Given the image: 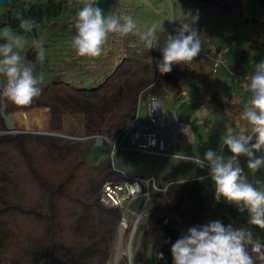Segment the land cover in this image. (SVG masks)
<instances>
[{
	"label": "trees",
	"instance_id": "1",
	"mask_svg": "<svg viewBox=\"0 0 264 264\" xmlns=\"http://www.w3.org/2000/svg\"><path fill=\"white\" fill-rule=\"evenodd\" d=\"M243 1L195 0V28L207 14L241 15ZM178 2L185 12L192 8L189 0ZM61 6L50 0L22 7L7 12L4 23L15 28L21 19H32L37 25L57 16ZM154 55L148 52V57ZM152 71L151 63L127 58L103 85L92 90L54 81L43 86L41 95L27 106L0 98V131L7 129L4 103L6 115L48 108L54 131H62L64 115L84 114L87 135L107 134L114 139L136 117L140 97L160 96L178 88L181 72L175 66L157 78ZM213 100L221 105L216 97ZM25 116L28 122H44L40 113ZM100 148L95 139L78 142L36 134L0 135V264H42L45 253V264H110L122 211L102 204L100 195L106 181L119 182L124 175L105 158L98 163L89 161ZM157 185L166 190L152 191L149 218L137 248L141 262L147 260L151 249L155 264H172L171 247L177 239L191 227L217 220L225 226L248 228L253 244L264 245V229L248 224L246 211L241 213L234 204L216 201L215 191L203 196L209 186L204 180ZM248 250L254 259L258 257L251 244ZM257 264H261L258 259Z\"/></svg>",
	"mask_w": 264,
	"mask_h": 264
},
{
	"label": "clouds",
	"instance_id": "2",
	"mask_svg": "<svg viewBox=\"0 0 264 264\" xmlns=\"http://www.w3.org/2000/svg\"><path fill=\"white\" fill-rule=\"evenodd\" d=\"M74 18L75 34L71 38V48L77 57L93 60L104 54V46L112 35H137L147 50L160 47V38L155 26L140 31L131 15L120 16L111 13L104 15L98 0H82ZM192 24L181 23L176 35H168L160 47L162 59L157 62L161 74L170 73L174 65L196 68L195 61L201 52V36L195 28L198 16L189 15ZM32 19H21L19 27L25 33L35 27ZM0 98L13 105H30L42 93L39 86L43 76L34 75L31 62L22 56L26 40L23 35L9 29L0 32ZM32 49L36 59L45 60V48L35 44ZM243 90L249 99L240 120L248 127L240 132L229 130L222 137L231 155H225L223 147L219 151L208 149L203 158L184 156L181 159L208 170V177L215 185V199L221 198L234 204L238 210L248 214V224L264 229V188H257L249 180L240 165L239 157H247V169L252 173L264 169V155L256 157V152H264V60L255 64L253 74L247 78ZM207 111L206 109H202ZM199 115V111H197ZM201 181L205 177L199 178ZM184 182V181H183ZM182 182V183H183ZM258 253L256 259L250 254ZM264 245L253 244L252 232L246 227L225 226L221 221H211L207 225L191 227L171 247L172 264H264ZM163 259V254H160Z\"/></svg>",
	"mask_w": 264,
	"mask_h": 264
},
{
	"label": "rangeland",
	"instance_id": "3",
	"mask_svg": "<svg viewBox=\"0 0 264 264\" xmlns=\"http://www.w3.org/2000/svg\"><path fill=\"white\" fill-rule=\"evenodd\" d=\"M13 1V4H12ZM50 0H9V6H2L0 8V32L4 29H9L17 34L23 35L26 40L24 49L20 51L22 56L26 57V60H30L34 68V75L37 77L43 76V80L40 83L42 88L45 85H51L54 81H64L74 87L84 88L87 90H92L103 85L108 77L115 71V69L122 64V62L127 58H132L139 62H149L152 65V76L157 78L160 74L157 68V62L162 59V53L160 47L163 46L164 41L168 35H176L177 30L180 28L181 23L187 22L192 24V19L189 15L194 16L195 13V0H189V5L192 7L189 11L185 12L178 0H119V5L117 10L121 12V16L131 15L140 31H146L149 27L155 26L157 28V35L160 38V47L147 50L144 47L143 42L137 35L120 36L118 34L112 35L109 41L104 46V54L93 60L86 58L77 57L74 50L71 48V38L75 34L74 28V18L77 10L81 8L82 0H55L57 4L61 3L62 6L59 9L57 16L51 19H44L42 23L35 25L31 32L23 33L20 32V27H11L4 23V15L9 11H16L22 7H30L33 4L47 3ZM200 21H198V24ZM55 24V27H52ZM199 28V27H198ZM3 40H0L2 43ZM35 44H41L45 48V60L40 62L36 59V52L32 49ZM148 52H155L156 55L148 57ZM30 53V56H29ZM0 77V80H3ZM201 91L200 98L204 99L205 94L208 90L197 89ZM166 103V112L169 115L171 109L176 111L178 115L181 114L185 107L183 106L182 97L175 94L171 95L168 92L160 95ZM144 99V98H143ZM146 102V100H143ZM139 118L140 121L147 125L148 112L145 103L139 106ZM45 113L46 117L43 123L38 122H28L27 119L20 120V115L29 113ZM14 124L17 128L33 129L39 130L43 129L49 132H59L67 135L71 140L78 142H85L89 140H84L83 138L88 137L86 130L84 128V114L71 115L67 114L63 117V129L62 131H54L51 128V113L49 109L45 108H33L30 110H18L10 114ZM50 118V119H49ZM48 120V121H47ZM50 120V121H49ZM180 121V122H179ZM179 121L172 125L173 128L180 129L186 123L189 124L197 132L198 127L201 126L204 130H209L208 118H200L191 116L190 118L184 120L180 118ZM179 127V128H178ZM171 128V126H170ZM168 127H165L167 130ZM207 137L203 145H199L197 141L192 146L194 149H206L212 147V143L218 141V136ZM71 137V138H70ZM112 139L113 141L116 139ZM176 140V139H175ZM122 140H119V143ZM129 140L123 139L122 145L128 146ZM223 147V146H222ZM112 146L108 143L102 147L98 158H106L112 153ZM228 151L227 147H223L224 154ZM127 150H119L113 156V169L124 171L126 175L130 178L133 177H155L157 179V184L167 185L174 181H189L193 179H199L200 177H205L204 181L211 185L213 182L208 177L207 168L201 169L195 163L185 161L179 157L172 156H160L163 158H169L172 160V164L161 166L163 169L155 168L151 165L149 159L142 156H135ZM177 153L182 155H191L185 151V148H181ZM142 154V153H139ZM264 155V152H256L255 156L260 157ZM194 156V155H191ZM197 157V156H194ZM97 158V159H98ZM99 158V159H100ZM96 159L95 155L89 158V161L94 162ZM240 165L244 169L245 173L248 175L249 180L255 183L257 188H264V169L259 172L252 173L247 169L248 158L239 157ZM160 172V173H159ZM214 192V191H213ZM212 192V193H213ZM223 200V198H221ZM225 201V200H223ZM142 203L137 200L132 208L133 210H140ZM142 224L140 225L134 239V250L139 247L140 240L145 230L147 220L149 218V211L146 213ZM137 216H132L130 218L131 227L127 230L125 240L127 241L131 230L136 221ZM126 245L124 244V248ZM123 248V249H124ZM118 243L115 247L114 254L111 260V264L114 263V259L117 255ZM147 260L142 261V264H155L152 257L151 249L148 250ZM121 264H125L122 262Z\"/></svg>",
	"mask_w": 264,
	"mask_h": 264
},
{
	"label": "crops",
	"instance_id": "4",
	"mask_svg": "<svg viewBox=\"0 0 264 264\" xmlns=\"http://www.w3.org/2000/svg\"><path fill=\"white\" fill-rule=\"evenodd\" d=\"M242 10V14L236 17H226L218 13L201 16L199 28L196 30L200 34L201 39L212 40L221 46L228 47V61L232 64H238L241 74L251 76L254 72L255 64L264 60V0H254L253 2L244 0ZM195 65L196 68L186 66L185 71L181 73L178 88L175 92L168 93L181 96L182 102H187L188 104L184 106L185 109L180 115L176 111L174 112L177 115V121H179L178 118L186 120L191 116L208 118L210 129L204 130L201 126H197L198 131L196 132L192 126V140L187 141L182 147L185 148L187 153L203 158L204 152L208 149L220 150L223 146L222 137L229 130L240 132L248 127L244 121L240 120V113L246 106L249 97L244 93L238 80L230 79L232 75L225 67H222L218 74H213L208 60L196 59ZM201 88L208 90L204 99L200 98L199 94L201 91L197 90H201ZM213 97H216L221 105L216 104ZM197 111H199V115H197ZM25 115H20L21 121L26 118ZM40 115L46 121L45 113L42 112ZM13 122L15 121L13 120ZM213 135L218 136V141L212 143V147L206 149L193 148L192 145L197 141L199 145H203L205 139L211 136L214 137ZM100 152L101 148L94 150L92 153V155L96 156L94 163H98L103 159V157L98 158ZM225 153L226 155H231L227 150ZM131 154L149 159L150 164L155 166V168H159L160 172L163 169L161 166L172 164V160L169 158L139 153Z\"/></svg>",
	"mask_w": 264,
	"mask_h": 264
},
{
	"label": "built area",
	"instance_id": "5",
	"mask_svg": "<svg viewBox=\"0 0 264 264\" xmlns=\"http://www.w3.org/2000/svg\"><path fill=\"white\" fill-rule=\"evenodd\" d=\"M201 52L197 59L199 60H208L211 66V72L213 74H218L222 67H225L228 72L232 75L231 80H238L241 83L243 88L244 83L247 78L250 77L248 74L240 73V66L238 64H232L227 59V53L229 48L226 46H221L215 43L212 40L201 39ZM181 73L185 71L186 66L183 65H174ZM143 100H146L143 101ZM145 103L148 112L149 123L147 125L143 124L139 118V112L136 117L130 122L128 127L124 130L122 135L117 136L113 143L114 152L112 157L119 150H127L132 152H139L142 154H148L153 156H173L179 155L177 151L164 150L162 148L163 141L171 135V129L169 125V117L173 110L167 115L166 112V103L165 101L155 95H149L147 98H139V106ZM139 111V110H138ZM179 120V118H178ZM180 122V121H179ZM186 124V123H182ZM190 126V125H188ZM165 127H168L165 130ZM89 139H95V136H88ZM71 138V137H70ZM88 139V140H89ZM128 139L129 145L123 146L122 141L119 143V140ZM175 143V138H172ZM113 141V140H112ZM191 156V155H187ZM175 157V156H173ZM194 157V156H192ZM195 158V157H194ZM115 170V168H114ZM118 171V170H116ZM124 175V179L119 182L115 181H106L103 184L100 200L102 204L107 207L119 208L122 211V219L120 222L117 239L115 247L118 243V249L121 248L119 259L117 261V255L114 259L113 264H142V262L137 257V249L134 250V239H135V229L136 221L131 230L127 241L125 240L127 230L131 227L132 216H138V210H133L132 206L137 201L140 200L142 207L144 204H150L152 200V191H165L166 188L162 189L157 185V179L155 177H133L130 178L126 175L124 171H120ZM141 207V208H142ZM124 229V234L122 231ZM124 244L126 247L124 248ZM114 247V250H115ZM124 248V249H123ZM117 249V253H118ZM114 254V252H113ZM111 264V262H110Z\"/></svg>",
	"mask_w": 264,
	"mask_h": 264
},
{
	"label": "water",
	"instance_id": "6",
	"mask_svg": "<svg viewBox=\"0 0 264 264\" xmlns=\"http://www.w3.org/2000/svg\"><path fill=\"white\" fill-rule=\"evenodd\" d=\"M254 0H247V2H253ZM10 2L9 0H0V8L2 6H9ZM119 5V0H98V6L103 10V13L105 16L114 13L117 15L121 16V12L117 10ZM28 62H30V60H27ZM188 105L187 103H183V106ZM2 113L6 119V124H7V129L4 131H0V135L2 134H36V135H47V136H54V137H60V138H66L68 139L69 137L65 134L59 133V132H49V131H37V130H29V129H19L15 126L12 118L10 115H6L5 114V104L3 103L2 106ZM95 136V146L97 147H103L105 145V143H108L112 146V153L114 152V146L115 143H113L112 139L109 138L107 136V134H98V135H94ZM84 140H88L89 137L83 138ZM112 153L111 155L107 156L105 158L106 161L108 162H112L113 161V157H112ZM213 191H215V185L214 183H212L211 185H209L205 191L203 192V196L206 197L209 194H211ZM144 206H146V204H144ZM135 229V227L133 228V230ZM47 261V253H45L44 255V260L42 262V264H45Z\"/></svg>",
	"mask_w": 264,
	"mask_h": 264
},
{
	"label": "bare ground",
	"instance_id": "7",
	"mask_svg": "<svg viewBox=\"0 0 264 264\" xmlns=\"http://www.w3.org/2000/svg\"><path fill=\"white\" fill-rule=\"evenodd\" d=\"M175 122H177V115L174 114V113H172L170 115V117H169V125L171 126V128H172V125ZM188 125L189 124H184L183 127L180 128V129L173 128V130L171 131V135H167L168 137L166 138L165 141H163L162 148L164 150H167L168 149V150H170V152L171 151H174L175 152V151L180 150L187 141H191L192 140L191 126H188ZM37 131L44 132L46 130L39 129ZM172 138H175L176 139L175 140V143L173 142V139ZM173 156L179 157L181 159V157H184V156H187V155L179 154L177 156L176 155H173ZM148 207H149V204L146 205V206H143L137 212L138 216L136 218V223H135L136 224V227H135V233H134V235H136V233H137L140 225L142 224V221L144 220L145 216L147 215L146 213L148 211ZM122 234H124V229L122 231ZM120 251H121V248L119 247L118 253H117V261L119 259Z\"/></svg>",
	"mask_w": 264,
	"mask_h": 264
},
{
	"label": "flooded vegetation",
	"instance_id": "8",
	"mask_svg": "<svg viewBox=\"0 0 264 264\" xmlns=\"http://www.w3.org/2000/svg\"><path fill=\"white\" fill-rule=\"evenodd\" d=\"M29 56H30V53H29Z\"/></svg>",
	"mask_w": 264,
	"mask_h": 264
}]
</instances>
